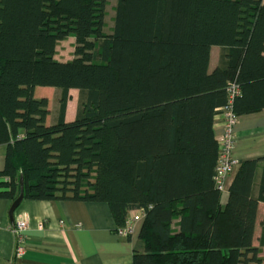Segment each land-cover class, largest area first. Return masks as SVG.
<instances>
[{"label": "trees", "instance_id": "16d2710c", "mask_svg": "<svg viewBox=\"0 0 264 264\" xmlns=\"http://www.w3.org/2000/svg\"><path fill=\"white\" fill-rule=\"evenodd\" d=\"M107 6L0 0V198L15 201L23 179L24 199L105 202L118 228L145 209L132 264H262L264 178L255 199L257 161L243 163L223 209L212 126L231 82L238 116L264 109V0H116L109 35ZM70 37L75 58L60 62ZM213 47L224 52L210 73ZM38 87L62 90L52 125Z\"/></svg>", "mask_w": 264, "mask_h": 264}, {"label": "crops", "instance_id": "0c3cea01", "mask_svg": "<svg viewBox=\"0 0 264 264\" xmlns=\"http://www.w3.org/2000/svg\"><path fill=\"white\" fill-rule=\"evenodd\" d=\"M64 43H68L69 47H66ZM60 46L61 50H59ZM75 47L74 37L61 41L57 47L55 59L60 62L72 61L75 58ZM60 52H64L65 55L61 56L63 54ZM223 52L221 47L212 48L210 73L220 65ZM69 94L73 99L68 102L65 120L72 123L77 117L80 92L77 89H71ZM52 95L56 96L60 103L54 104L55 98ZM35 97L48 98L50 115L47 124L50 119H53L52 124L56 123L60 115L62 90L38 87L35 90ZM72 104V110H70ZM223 127L222 117L216 114L212 131L217 141L223 133ZM235 133L233 158L237 163L228 179L227 190L220 196V205L223 209L229 201V189L241 165L247 161H257L252 196L259 199L264 178V109L239 116ZM6 156L7 146L2 145L0 146V172L5 168ZM13 202L11 199L0 198V264H132L134 251L141 245L139 234L143 222L135 226L132 236L127 239L120 238L117 234L118 225L109 205L105 202L24 199L15 211L14 221H12L10 209ZM177 204L180 212L182 203L177 201ZM135 212H131L130 216ZM18 218L26 219L29 223V228L25 232L26 253L22 258H15L16 240L12 231ZM180 220L179 216L173 221L172 227L176 231L180 229ZM41 224H43L42 229ZM263 230L264 201H259L253 240L255 247L260 246Z\"/></svg>", "mask_w": 264, "mask_h": 264}, {"label": "built area", "instance_id": "2783aa9c", "mask_svg": "<svg viewBox=\"0 0 264 264\" xmlns=\"http://www.w3.org/2000/svg\"><path fill=\"white\" fill-rule=\"evenodd\" d=\"M228 101L219 109V114L223 120V133L219 137V160L216 167L215 181L221 193L227 190V182L236 166L233 158V150L236 143L235 128L239 122V116L234 109V100L240 95V87L237 83L231 82L227 87ZM146 217V210L140 209L134 215L129 216L125 226L117 229L120 238L127 239L133 235L135 226ZM29 228L26 219L18 218L13 225L12 231L16 240L15 258H22L26 253L25 232ZM43 228V224L40 225Z\"/></svg>", "mask_w": 264, "mask_h": 264}, {"label": "rangeland", "instance_id": "374dc122", "mask_svg": "<svg viewBox=\"0 0 264 264\" xmlns=\"http://www.w3.org/2000/svg\"><path fill=\"white\" fill-rule=\"evenodd\" d=\"M115 7H116V0H108V6H107V10H106V25H105V33L106 34H111L112 33V30H113V26H114V15H115ZM67 40V39H66ZM65 41V40H64ZM66 47H69L68 46V43H64ZM62 45V44H61ZM64 46V48L66 49V47ZM64 49V50H65ZM69 49V48H68ZM61 50V46H60V49ZM61 56H64L65 53L64 52H60ZM64 58V57H62ZM44 95V94H43ZM54 95V94H53ZM52 95V97H53ZM79 95V94H78ZM77 96V95H76ZM55 98L54 100V104H58L60 103V101L58 100V98L53 97ZM73 99L70 94H69V100ZM69 102V101H68ZM72 106L73 104L70 106V110H72ZM53 123V119H50L48 124L51 125ZM261 258L263 260V263L264 264V248L262 249V252H261Z\"/></svg>", "mask_w": 264, "mask_h": 264}, {"label": "water", "instance_id": "95a60500", "mask_svg": "<svg viewBox=\"0 0 264 264\" xmlns=\"http://www.w3.org/2000/svg\"><path fill=\"white\" fill-rule=\"evenodd\" d=\"M23 179H21V192L18 198L13 202L12 207L10 209V218L12 221H14V213L17 210V208L21 205V203L24 200V193H23Z\"/></svg>", "mask_w": 264, "mask_h": 264}]
</instances>
